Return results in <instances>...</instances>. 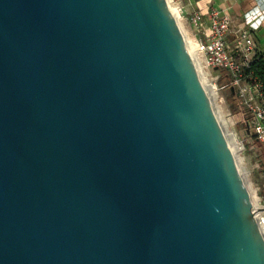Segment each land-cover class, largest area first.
<instances>
[{
	"label": "water",
	"instance_id": "water-1",
	"mask_svg": "<svg viewBox=\"0 0 264 264\" xmlns=\"http://www.w3.org/2000/svg\"><path fill=\"white\" fill-rule=\"evenodd\" d=\"M165 0H0V264H264Z\"/></svg>",
	"mask_w": 264,
	"mask_h": 264
},
{
	"label": "built area",
	"instance_id": "built-area-1",
	"mask_svg": "<svg viewBox=\"0 0 264 264\" xmlns=\"http://www.w3.org/2000/svg\"><path fill=\"white\" fill-rule=\"evenodd\" d=\"M178 14V19L186 21L192 31L185 37L194 49V61L204 78L205 84L212 87L216 95L224 88H230L237 96V106L249 116L246 124L248 134L264 148V86L254 76L258 67V53L253 32L259 27L260 12L247 15L241 28H234L229 14L225 11L207 10L205 13L195 0H168ZM182 1H187L193 11L185 16ZM168 5V6H169ZM230 37L233 40L230 41ZM264 63V59H263ZM221 70L227 73V86H218V78L210 71ZM244 141L238 144V151L244 150ZM264 188V187H263ZM251 213L264 239V189L262 194L253 192Z\"/></svg>",
	"mask_w": 264,
	"mask_h": 264
},
{
	"label": "rangeland",
	"instance_id": "rangeland-1",
	"mask_svg": "<svg viewBox=\"0 0 264 264\" xmlns=\"http://www.w3.org/2000/svg\"><path fill=\"white\" fill-rule=\"evenodd\" d=\"M178 23L184 37H187L191 31L184 29L182 25L183 22H181L179 19ZM186 41L188 42L187 39ZM217 71L219 72L221 70L210 71L209 74L215 76L218 74ZM220 75L227 79L226 74L223 75V73H220ZM228 82L229 79L227 80V84ZM222 92L223 91H220L217 96L211 93L212 105L218 115V118L220 119L224 133L233 135L236 143L241 144V142L245 140V130L248 128L244 122L242 123L238 118H233L234 113H232L231 110L236 107L238 112H241L242 114H244V112L238 108L237 99L235 104L227 103L225 102L226 100L222 101V97L227 98V96H229L228 92H226L224 95H222ZM234 96L237 98L235 94ZM247 117L249 120L248 115ZM240 124L243 125L242 128L239 127ZM251 141L252 142L249 144H246V140L243 142L244 150L241 152L237 151L235 153V158L238 160V166L241 170L248 192L250 196L253 197V192L262 194L264 189V148L259 142L256 141L253 136H251Z\"/></svg>",
	"mask_w": 264,
	"mask_h": 264
},
{
	"label": "crops",
	"instance_id": "crops-1",
	"mask_svg": "<svg viewBox=\"0 0 264 264\" xmlns=\"http://www.w3.org/2000/svg\"><path fill=\"white\" fill-rule=\"evenodd\" d=\"M198 2V6L205 13L207 10H216V11H225L229 14L232 26L234 28H241L244 24V18L247 15H252L254 13L260 12L263 18L259 19V27L253 32V37L256 45V51L258 55H260L264 59V0H195ZM184 7V15L188 16L194 9L192 6H188L187 1H182L181 3ZM184 29L187 31H192L191 26L188 22L183 21L182 23ZM230 41L233 40V37H230ZM218 72V71H217ZM224 72L226 74V78L222 77L220 73ZM217 74V73H216ZM214 77L218 78V85L220 87L227 86L228 76L225 71H219L217 75ZM222 95L228 92L229 96L227 98L222 97L221 100L227 103L236 102V98L234 96V92L230 88H224L222 90ZM233 118H238L239 121H242V116L238 113L233 114ZM240 128L243 127L242 124L239 125ZM245 140L246 144L251 143V136L248 134V130H245Z\"/></svg>",
	"mask_w": 264,
	"mask_h": 264
},
{
	"label": "bare ground",
	"instance_id": "bare-ground-1",
	"mask_svg": "<svg viewBox=\"0 0 264 264\" xmlns=\"http://www.w3.org/2000/svg\"><path fill=\"white\" fill-rule=\"evenodd\" d=\"M165 2L167 3V5H169V1L168 0H165ZM169 7V9H170V12H171V14H172V16H173V18H174V20H175V22H176V24H177V26H178V28H179V31H180V33H181V35L183 36V38H184V41H185V43H186V46H187V49H188V52H189V54H190V56L192 57V60H193V62H194V65H195V67H196V70H197V72H198V74H199V76H200V79H201V81H202V84H203V86H204V89H205V91H206V93H207V95H208V98L210 99V101H211V103H212V99H211V92L213 91L212 90V87H209V86H206V84H205V82H204V78L202 77V75L200 74V72H199V69H198V67H197V65H196V62L194 61V55H193V53H194V49H193V47H192V45H190L187 41H186V39H185V37H184V35H183V32H182V30H181V28H180V26H179V23H178V14H177V11L172 7V6H168ZM220 120V119H219ZM224 135H225V137H226V141H227V143H228V146H229V148H230V150L232 151V154L234 155V158H235V153L238 151V145H237V143H236V141H235V138L233 137V135H231V134H226V133H224ZM235 160H236V164H237V167H238V171H239V173H240V176L242 177V180L244 181V179H243V176H242V173H241V170H240V168H239V166H238V160L235 158ZM244 184H245V181H244ZM245 186H246V184H245ZM247 187V186H246ZM250 198H251V200L253 201V197L252 196H250Z\"/></svg>",
	"mask_w": 264,
	"mask_h": 264
},
{
	"label": "trees",
	"instance_id": "trees-1",
	"mask_svg": "<svg viewBox=\"0 0 264 264\" xmlns=\"http://www.w3.org/2000/svg\"><path fill=\"white\" fill-rule=\"evenodd\" d=\"M258 67L256 69V71L254 72V76L262 83V85L264 86V63H263V58L258 55ZM223 75L225 74L224 72H222ZM232 113H238L237 108H233ZM244 119L246 124L248 123V117L247 114L244 112Z\"/></svg>",
	"mask_w": 264,
	"mask_h": 264
}]
</instances>
